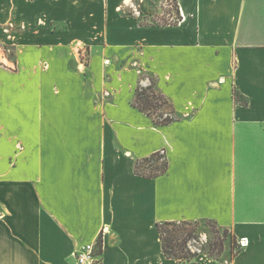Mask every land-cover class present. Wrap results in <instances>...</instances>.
Returning a JSON list of instances; mask_svg holds the SVG:
<instances>
[{
  "label": "crops",
  "instance_id": "1",
  "mask_svg": "<svg viewBox=\"0 0 264 264\" xmlns=\"http://www.w3.org/2000/svg\"><path fill=\"white\" fill-rule=\"evenodd\" d=\"M175 1L161 24L131 0H0V39L17 30L15 69L0 67V264H77L100 237L99 264H264V0ZM149 86L171 121L134 105ZM160 152L162 172L137 171ZM205 220L234 255L165 256L159 223Z\"/></svg>",
  "mask_w": 264,
  "mask_h": 264
},
{
  "label": "rangeland",
  "instance_id": "2",
  "mask_svg": "<svg viewBox=\"0 0 264 264\" xmlns=\"http://www.w3.org/2000/svg\"><path fill=\"white\" fill-rule=\"evenodd\" d=\"M151 3V4H150ZM149 9L146 7L145 0H131L127 6L126 13L134 15L141 23H176L179 19L178 4L175 0H156L148 2ZM17 33V30H14ZM12 30H2L3 36L0 39V67L7 66L15 69L13 57L15 46L13 39L7 37L8 33L13 34ZM84 54L87 50L82 49ZM145 93L142 95V92ZM134 105L139 109L149 110V113L155 115L158 122L172 118V110L168 100L159 93L154 86L147 88H138L137 97ZM165 159L163 153H157L148 159L137 163V171L148 175H157L165 169ZM192 224L178 222L175 226L168 225L164 229L166 232H177L179 237L184 236L186 232H194V236L189 237L187 245L192 251L199 254L209 255L217 259H222L224 252L227 250L230 256L238 250V242L234 234L227 228L219 227L214 222L190 221ZM222 247V251L220 249ZM99 263V259H98ZM97 264V263H96Z\"/></svg>",
  "mask_w": 264,
  "mask_h": 264
},
{
  "label": "trees",
  "instance_id": "3",
  "mask_svg": "<svg viewBox=\"0 0 264 264\" xmlns=\"http://www.w3.org/2000/svg\"><path fill=\"white\" fill-rule=\"evenodd\" d=\"M145 93L142 92V95ZM144 110V109H142ZM149 112V110H146ZM173 118H169L165 121H162L163 123L171 121ZM153 176V175H149ZM183 223L192 224L190 221H182ZM178 222H163L158 224L159 233L162 239V245H163V251L167 258H172L178 261H193L198 256L199 253L194 252L191 250V248L188 247L187 241L189 237L194 236V232H186L184 236H177V232H166L164 227L168 225H176ZM196 223V222H195ZM222 251V247L220 249V252ZM98 255L102 253V237L98 240L97 243V252Z\"/></svg>",
  "mask_w": 264,
  "mask_h": 264
},
{
  "label": "built area",
  "instance_id": "4",
  "mask_svg": "<svg viewBox=\"0 0 264 264\" xmlns=\"http://www.w3.org/2000/svg\"><path fill=\"white\" fill-rule=\"evenodd\" d=\"M241 246L245 245V241L240 242ZM97 244H87L82 248L81 251L77 252L75 255L77 264H99L98 263V254Z\"/></svg>",
  "mask_w": 264,
  "mask_h": 264
}]
</instances>
